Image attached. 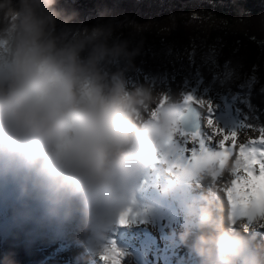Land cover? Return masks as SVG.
<instances>
[{
    "label": "clouds",
    "instance_id": "clouds-1",
    "mask_svg": "<svg viewBox=\"0 0 264 264\" xmlns=\"http://www.w3.org/2000/svg\"><path fill=\"white\" fill-rule=\"evenodd\" d=\"M122 25L107 9L86 24L60 0H0V178L50 219L78 216L95 242L187 115L180 95L130 82L143 41ZM218 162L210 151L179 170L163 161L169 177L211 178L187 203L179 238L198 264H264V217L241 230L215 184Z\"/></svg>",
    "mask_w": 264,
    "mask_h": 264
},
{
    "label": "trees",
    "instance_id": "trees-1",
    "mask_svg": "<svg viewBox=\"0 0 264 264\" xmlns=\"http://www.w3.org/2000/svg\"><path fill=\"white\" fill-rule=\"evenodd\" d=\"M60 6L77 10L79 19L86 24L95 23L100 10H110L123 22L118 32L124 37L130 35L129 22L134 23L140 33L134 36L133 44L139 40L143 43L134 66L129 69L142 67L143 72L139 74L144 77L147 72L171 74L180 67L187 72L188 66L177 61V56L194 44L200 48L214 45L216 64L222 66L227 61L236 68L231 81L224 86L214 85L216 91L225 92L228 88L239 91L238 85L250 78L252 70L260 65L264 78V0H60ZM208 67L202 68L206 82L211 80ZM139 74L133 71L130 82H136ZM261 89L264 85L253 84L249 97L258 119L244 122L253 130L264 128V91ZM238 107L245 113L250 111L244 104ZM8 203L0 224V264H53L45 258V247L37 242L35 224L25 217L29 213L27 204L13 198ZM16 217L25 218L13 228L3 227ZM127 263L137 264L133 256Z\"/></svg>",
    "mask_w": 264,
    "mask_h": 264
},
{
    "label": "bare ground",
    "instance_id": "bare-ground-1",
    "mask_svg": "<svg viewBox=\"0 0 264 264\" xmlns=\"http://www.w3.org/2000/svg\"><path fill=\"white\" fill-rule=\"evenodd\" d=\"M142 83H147L155 90L166 93L168 87H171L173 94L181 96L180 83L178 85L173 84L172 86L162 85L161 87H159L156 83H149L144 80H142ZM196 107L202 114L200 118L202 126L201 129L205 125L204 130L207 131V133L201 132L200 137L201 139H204L207 151L223 153L227 148L232 149L231 152L226 153L225 163L222 167L219 165V162L217 163L218 175L215 177V184L217 185L220 197L224 201L226 209H231L228 199V192L231 190L234 196L241 197V206L246 207L247 199L245 198V192L248 189L246 188V180L243 178L247 176V172L244 171L242 167L238 166L236 161L240 155L241 145H245V147H248L249 145L258 147L262 136L247 128L236 131L235 136L228 135L226 134V129L224 131H220L221 125L219 128H217L216 125L214 131L213 128L207 124L206 108H200L198 105ZM178 117L177 121L179 120ZM177 127L183 130L178 122ZM225 136L228 138L225 140V144L221 146L219 141L224 140ZM208 137H211V139ZM193 148L199 151V141H193L191 137H188L187 140L180 136L173 137V140L161 149V151L153 158L150 165L142 173L135 189L134 202L126 204L122 209L130 208L136 210L138 204L140 207V205L144 203V198L151 201L152 205L156 208L165 204L170 209L175 211H179L176 207L179 203L183 206V211L180 214L181 218L178 219L179 232L182 231L186 220L187 203L194 196H198L201 192L208 189L211 178L201 179L198 171H194L191 175L184 176L179 179L169 177L163 172V167L165 166L163 165V161L166 160L169 163L174 162L176 170L182 169L192 162ZM257 165H255V167H257ZM233 169H235V172H233ZM233 181H237V183L233 184ZM3 187L18 193V187L17 185H13V180L10 178H0V212H2L6 206L3 196ZM136 213L137 215L133 220L122 226L118 225L116 217L117 214H115L112 217V223L107 231L106 237L102 240L103 243H99L100 241H94L91 234L78 216L72 219V224L75 227L74 229L63 226L62 222L56 221V223L51 219H45L46 215L43 210L40 209H35L31 213V216L36 222H46L45 225H47L53 233H55V238H57L55 243H58V247L60 246V251L68 247L78 250L76 253H74V250L72 252L61 253V255H65V257L67 256V260L73 262L72 264H110V261H105L101 258L102 254L106 249H110L112 247H115L116 249L124 248L127 241L131 239V235H137V237H139L138 235L141 234L143 236V240L145 241H156L163 235L168 236L164 228V221L167 220L166 218H163L164 223L156 224L150 220L148 221L147 219H142L146 212H143V215L139 214L140 212ZM240 221H243V223L247 222L246 220H238V223H240ZM255 221L256 219L253 223H255ZM242 225L243 224H240L241 230H244ZM257 230L264 232V228H259L258 225ZM66 231H71L68 234L71 239H67V244L65 242L67 235ZM121 237H124V239ZM118 238L120 239L118 240ZM117 241L120 242L119 246ZM62 243H65L66 245L62 247ZM189 244L190 242H184V246L186 248H183V250L186 251L190 249ZM71 253L72 255H70ZM68 257L70 258L68 259ZM193 260L195 264H198V258L196 256L193 257Z\"/></svg>",
    "mask_w": 264,
    "mask_h": 264
},
{
    "label": "snow or ice",
    "instance_id": "snow-or-ice-1",
    "mask_svg": "<svg viewBox=\"0 0 264 264\" xmlns=\"http://www.w3.org/2000/svg\"><path fill=\"white\" fill-rule=\"evenodd\" d=\"M196 49H192L188 53V70L186 74H183V82L180 85L182 104L187 115H190L194 119L195 130L191 132H185L174 126L172 133L169 137V142L173 140V137L180 136L187 140L191 137L193 141H199V151L195 148L192 149V159L197 162H203L208 155V151L205 148V141L201 139V113L197 109V105L200 108H206L207 110V124L215 131V126L223 125L220 131L228 129L235 136V131L238 127L243 126L245 121L251 119H258L255 115V109L249 101L253 84L256 82L255 75L246 79L243 83L238 85L239 91L233 92L231 88L227 91L221 92L214 90V85L217 83L221 86L227 84L236 75V68L231 62H225L222 66L217 65L214 56V50L205 54L201 63H197ZM208 67L211 73V80L205 81V76L202 72V68ZM183 67V66H182ZM216 68H222V71H214ZM137 74L143 72L142 67H135L128 69L126 75L131 79L132 72ZM182 74L180 70H173L171 74L167 71L162 73L152 74L151 72L145 73V79H152L153 83L159 79L162 85H167L169 78L173 81L176 79V75ZM264 91V89H261ZM167 93L173 94L171 87H168ZM239 104H244L249 108V113L242 111ZM215 121V124H214ZM264 133V128L260 129ZM211 139V137H208ZM228 137L225 136L224 140H220L221 146L225 144V140ZM168 142V143H169ZM231 148L225 149L223 153H217L219 163L221 167L225 163V155L231 152ZM237 165L242 167L247 172V176L243 179L246 180L245 198L247 199V206H241V197L234 196L233 192L229 190L228 199L232 215L235 220H246L243 223V228L248 229L253 224V221L257 218L264 217V135L261 137L259 146L245 145L240 146V155L236 161ZM259 164V169L255 165ZM259 171V175H256ZM235 172V169H233ZM237 181H233L236 184ZM259 194V195H258ZM131 210L122 212L120 215V223H126L128 221L129 213ZM121 253L115 247L106 249L102 254V259L110 261V264H121Z\"/></svg>",
    "mask_w": 264,
    "mask_h": 264
},
{
    "label": "rangeland",
    "instance_id": "rangeland-1",
    "mask_svg": "<svg viewBox=\"0 0 264 264\" xmlns=\"http://www.w3.org/2000/svg\"><path fill=\"white\" fill-rule=\"evenodd\" d=\"M196 49L197 52V63H201L202 62V58L204 57L205 54L209 53L210 51L214 50V56L216 53V49L217 47H214V45H207V46H203L202 48L197 47L194 44H191L188 46V48L184 49L183 51H180V53L177 56V61L182 62L183 64H186V67L188 66V53L192 51V49ZM216 61V59H215ZM208 67V66H207ZM263 66L260 65V68L257 69H253L252 72L249 74V77L255 75L256 77V82L254 83L255 86H262L264 85V78L262 76V70ZM176 70H180L182 74H178L176 75V79L175 81L171 80L169 78L168 81V86H172L173 84H182L183 82V74H186L187 72L185 71V69L177 68ZM214 71H220L219 68L214 69ZM142 80L147 81V82H153L152 79H145V77L143 76V74H139V77H137L136 82H140L142 83ZM132 82V81H131ZM136 82H132V83H136ZM159 87L162 86V84L159 81L155 82ZM165 86V85H163ZM202 116V114H201ZM179 121V120H178ZM179 124V123H178ZM220 125L217 124V128H219ZM181 127V125H180ZM205 127V125H204ZM204 127L201 129V132L207 133L206 130H204ZM221 127H223V125H221ZM220 127V128H221ZM243 128H247L250 129L249 127H244V126H240L238 127V130H243ZM226 134L228 135H232V132L228 129H226ZM253 130V129H251ZM235 131V132H236ZM254 131V130H253ZM186 132V131H185ZM254 132L260 134V136L264 135V133L261 132V130H255ZM257 169H259V164L256 167ZM256 175H259V171H257ZM13 185H16V183L13 181ZM3 196L4 199L9 198L8 195L13 194L15 196V198L17 200L26 202L28 205H30V213H32L35 209H40L42 210V208L40 207V205L33 200H28L25 198H21L19 191L16 194V192L11 191L8 188L3 187ZM19 194V195H18ZM11 196V195H10ZM142 205V207H141ZM139 207V204L137 205V209H130V208H126V209H121L119 212H117V223L118 225L122 226V225H126V223L130 222L131 220H133L137 213L136 212H140L139 214L143 215V212H146V214H144V217H142V219H147L148 221H152L153 223L156 224H160V223H164V228L166 233L168 234V236H162L161 238H158V240L154 241V240H149V241H145L143 240V236L141 234H139L137 237V235H131V239L129 241H127L126 245L124 248L122 249H118L121 253V264H126V261H128V259L133 255L134 258L136 259L138 264H147L146 263V259L149 258V256L151 257V261L154 264H195V262H193V257H195V254L191 251V249L188 250H183V248H186L184 246V242L180 240L179 238V227H178V219L181 218V213L183 211V206H181L179 203L178 205H176V207L178 208L179 211H175L173 209H170L167 205L162 204L160 207L156 208L152 205V202L149 201L148 199L146 200V198H144V203H142ZM127 210H131L129 213V217H128V221L126 223L121 224L120 221V215L122 212H125ZM139 210V211H138ZM7 211V204L4 207L3 211L0 212V224L2 223V219L4 218V214ZM29 213V216H30ZM28 216V217H29ZM163 218H166L167 220L164 221ZM45 219H50L49 217L45 216ZM22 218L21 217H16L14 218V220H10L7 223L3 224V227L9 229L10 227H14L17 224H20L22 222ZM54 222H62V225L65 227H70L72 229H74L75 227L72 224V219L68 220V221H63V220H53ZM164 221V222H163ZM56 222V223H57ZM45 221L44 222H36L35 224V228L37 229L36 232H38V241L40 246H44L46 249L45 253L46 254H50V260L53 264L57 263V264H72L73 262L67 260V256L65 257V255H61V253H67V252H72L74 250V253H76L78 250L68 247V248H64L62 251L59 250L60 246L58 247V243H55V240H57V238H55V233H53V231L47 226L45 225ZM71 231H66V244H67V239H71L68 234ZM122 239H124V237H121ZM120 238H118L119 240ZM118 242V246L120 245V242ZM148 242V243H147ZM99 243H103V241H100ZM65 243H62V247H64L66 245ZM72 244V243H71ZM72 255V253L70 254ZM70 257H68L69 259ZM53 260V261H52ZM86 262V261H84Z\"/></svg>",
    "mask_w": 264,
    "mask_h": 264
},
{
    "label": "water",
    "instance_id": "water-1",
    "mask_svg": "<svg viewBox=\"0 0 264 264\" xmlns=\"http://www.w3.org/2000/svg\"><path fill=\"white\" fill-rule=\"evenodd\" d=\"M201 122V120H200ZM180 124L182 125L184 131H193L194 128V119L190 115H182L180 117Z\"/></svg>",
    "mask_w": 264,
    "mask_h": 264
}]
</instances>
